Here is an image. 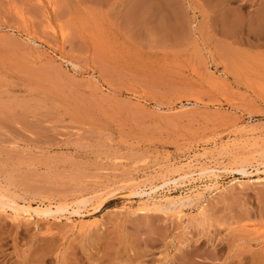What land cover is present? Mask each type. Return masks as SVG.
Returning a JSON list of instances; mask_svg holds the SVG:
<instances>
[{
	"label": "rangeland",
	"instance_id": "rangeland-1",
	"mask_svg": "<svg viewBox=\"0 0 264 264\" xmlns=\"http://www.w3.org/2000/svg\"><path fill=\"white\" fill-rule=\"evenodd\" d=\"M263 170L264 0H0V264H264Z\"/></svg>",
	"mask_w": 264,
	"mask_h": 264
},
{
	"label": "bare ground",
	"instance_id": "bare-ground-1",
	"mask_svg": "<svg viewBox=\"0 0 264 264\" xmlns=\"http://www.w3.org/2000/svg\"><path fill=\"white\" fill-rule=\"evenodd\" d=\"M257 140V139H256ZM254 143V142H253ZM256 144V143H255ZM194 157H197V156H194ZM193 158V157H192ZM191 159V158H190ZM189 159V160H190ZM188 160V161H189ZM197 160V159H196ZM187 161V162H188ZM186 162V164H184V166L182 167V172L180 173V176L179 178H174V179H169V180H166L164 182V185H168L170 184L171 182L177 184L179 182V180H184V182H192L194 180H196L195 176L196 175H204L206 177H217L218 174L217 173H214V170L215 168H217L218 166H212V165H209V164H201L199 167H198V172L197 170H194V168L196 167V165L193 164V160L191 159L188 163ZM197 164V163H195ZM259 171V170H258ZM258 171L256 173H258ZM261 171V170H260ZM259 171V172H260ZM264 171V170H263ZM180 172V171H179ZM262 172V171H261ZM258 180H261V178H257ZM186 180V181H185ZM257 180V181H258ZM212 181V180H211ZM217 181V180H216ZM190 184V183H189ZM212 184H206L205 185V189L209 190L211 188ZM215 186V185H214ZM159 190L157 187H151L148 191L144 192L143 195H146V196H152L154 193H157ZM205 191V190H204ZM199 194V193H198ZM155 196V195H153ZM161 199V198H160ZM187 199H190V198H187ZM159 200V199H158ZM165 200V199H164ZM153 201V200H152ZM154 203V202H153ZM156 204V203H155ZM0 206L1 207H6V206H9L11 208H14L18 214L21 213V214H24V215H28V216H34V213L37 214L38 216L39 215H46L47 213H53V214H58L60 212H63L65 211V209L63 207H57V209L53 212V208L52 207H49V209L47 210V208H42V207H38V208H34V207H26V208H23L21 206H14L11 202V198L8 196V195H3V194H0ZM75 214H81L79 212H76ZM64 216V215H63Z\"/></svg>",
	"mask_w": 264,
	"mask_h": 264
}]
</instances>
